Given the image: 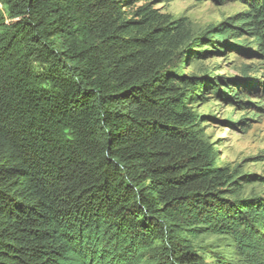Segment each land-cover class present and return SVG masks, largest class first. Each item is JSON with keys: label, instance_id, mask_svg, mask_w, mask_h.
<instances>
[{"label": "trees", "instance_id": "16d2710c", "mask_svg": "<svg viewBox=\"0 0 264 264\" xmlns=\"http://www.w3.org/2000/svg\"><path fill=\"white\" fill-rule=\"evenodd\" d=\"M137 1L0 0V264H208L206 235L264 264V201L188 102L222 81L180 69L229 38L264 63V0L198 35Z\"/></svg>", "mask_w": 264, "mask_h": 264}, {"label": "rangeland", "instance_id": "374dc122", "mask_svg": "<svg viewBox=\"0 0 264 264\" xmlns=\"http://www.w3.org/2000/svg\"><path fill=\"white\" fill-rule=\"evenodd\" d=\"M146 1L158 12L168 14L171 20L179 19L193 35L215 25L229 23L231 18L238 19L248 9L247 0ZM144 2H135L129 11ZM231 39L209 49L204 55H197L194 61H190L191 56L187 57L186 64L180 69L201 77L212 73L222 81L216 92L205 90L201 97L188 102L202 117L201 127L213 147L216 163L241 177L239 197L256 196L264 201V63L249 58L242 50L233 49L229 45L233 42ZM235 40L250 42L246 35ZM204 47H209V44L205 43ZM227 86L234 89L233 96L241 101L222 99ZM205 237L204 242L197 241L196 244H204L215 251L216 257H210L205 249L208 264H220L224 260L237 262L238 257L229 239L220 235Z\"/></svg>", "mask_w": 264, "mask_h": 264}]
</instances>
